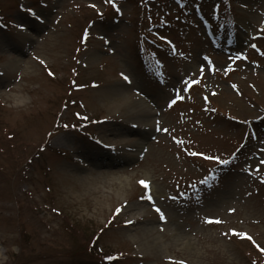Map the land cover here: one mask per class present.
Here are the masks:
<instances>
[{
  "label": "rangeland",
  "instance_id": "374dc122",
  "mask_svg": "<svg viewBox=\"0 0 264 264\" xmlns=\"http://www.w3.org/2000/svg\"><path fill=\"white\" fill-rule=\"evenodd\" d=\"M0 264H264V0H0Z\"/></svg>",
  "mask_w": 264,
  "mask_h": 264
},
{
  "label": "bare ground",
  "instance_id": "6f19581e",
  "mask_svg": "<svg viewBox=\"0 0 264 264\" xmlns=\"http://www.w3.org/2000/svg\"><path fill=\"white\" fill-rule=\"evenodd\" d=\"M140 122H141V120H139ZM149 122H151V120L149 119L148 120ZM146 135H147V132H143L142 134H139V136H141L142 137V140H144L145 138H146ZM141 145H143L141 142L140 143H138L137 144V149L139 148H141L142 146ZM98 153V152H97ZM97 153H94V152H89L88 153V156L91 158V160L93 159V160H95L96 161V163L97 162H99V165H102L103 166V164H105V162H103V158L102 157H98L97 156ZM113 161H115V160H109L106 164H109V165H111V164H113Z\"/></svg>",
  "mask_w": 264,
  "mask_h": 264
},
{
  "label": "snow or ice",
  "instance_id": "6c2138e0",
  "mask_svg": "<svg viewBox=\"0 0 264 264\" xmlns=\"http://www.w3.org/2000/svg\"><path fill=\"white\" fill-rule=\"evenodd\" d=\"M31 11V10H30ZM22 27V26H21ZM125 79H127V77L125 76L124 77ZM209 159H213V160H216V159H218V158H216V157H209ZM220 163H226V161H219ZM141 185H143L145 188H147L148 187V182L147 181H144V180H141L140 182H139ZM148 199H151V196L149 195L148 196ZM157 211L158 212H160V209H158L157 208ZM231 211V210H230ZM161 218L163 219L164 218V216H163V213L161 212ZM206 220H208V222H212V220H213V218H206ZM218 222V221H217ZM234 231V230H233ZM241 235H246V234H241ZM249 239H250V237H249Z\"/></svg>",
  "mask_w": 264,
  "mask_h": 264
}]
</instances>
